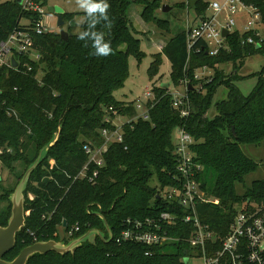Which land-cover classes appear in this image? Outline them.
Returning <instances> with one entry per match:
<instances>
[{
  "label": "trees",
  "instance_id": "1",
  "mask_svg": "<svg viewBox=\"0 0 264 264\" xmlns=\"http://www.w3.org/2000/svg\"><path fill=\"white\" fill-rule=\"evenodd\" d=\"M29 1L47 8L49 0ZM243 1L256 8L264 29V0ZM103 2L108 4L103 14L81 13V33H87L82 39L81 33L74 35L69 27L68 39L62 41L58 33L32 31L40 20L37 12L26 10L16 0L0 1V42L15 31L27 30L38 56L34 61L29 54H15L16 69L0 67V162L12 172L19 166L21 171L14 177L20 180L59 130L58 139L30 174L23 192L24 226L15 236L13 249L3 256L4 261H12L23 248L36 242L67 243L95 229L104 235L103 241L96 237L94 245L85 242L73 254H36L27 264H184L195 249L183 240L151 248L117 241L127 220L156 218L170 210L159 194L161 188L173 183L176 163L171 135L181 124L195 141L192 151L202 166L196 178L209 198L197 201L195 206L203 226L224 238L242 202L264 199L263 180L252 182L242 196L235 192V185L243 183L257 167L239 146L264 142V65L259 74L250 75L256 77V82L249 94L243 95L234 84L249 77L238 74L246 58L264 56V34L257 45H242L243 35L233 33L227 39L230 51L215 57L205 54L202 42L187 54L185 31L170 38L153 55L147 69L150 81L159 75L162 56L170 64L169 81L173 87L184 79L195 86L194 71L202 66L213 72L211 82L203 84L202 90L187 91L189 116L185 120L179 117L162 83L152 87L156 103L149 111L150 120H137L123 127L122 142L108 146L102 155L104 167L93 182L76 178L88 160L84 146L101 147L104 139L100 131L114 129L104 122L107 115L113 117L108 109L126 117L135 114L132 102L125 105L113 97L129 76L128 57L140 62L144 56L131 30L129 6H142L140 17L145 23L169 31L168 22L154 15L162 7L160 0ZM186 2L180 7L188 10ZM207 8L208 3L199 0L193 10L195 17L206 15ZM73 17V13H64L62 20L71 21ZM97 38L101 45H109L108 55L95 54ZM223 65H231V70L226 73L220 68ZM39 71L43 75L37 80ZM220 86L226 89V98L214 103L215 114L209 118L207 113ZM92 169L90 164L87 175ZM211 176L213 186L208 192ZM12 192L4 197L6 206L0 211V227L6 226L10 216ZM103 220L111 232L109 241ZM58 227L64 234L73 228L77 231L59 240ZM190 230L191 226L179 224L168 230V235L186 238ZM166 247L172 252H163ZM219 248L217 241L211 250ZM146 252L150 255L146 256ZM220 264L227 263L222 260Z\"/></svg>",
  "mask_w": 264,
  "mask_h": 264
},
{
  "label": "built area",
  "instance_id": "2",
  "mask_svg": "<svg viewBox=\"0 0 264 264\" xmlns=\"http://www.w3.org/2000/svg\"><path fill=\"white\" fill-rule=\"evenodd\" d=\"M21 3L26 10L35 11L40 15V20L34 24L32 31L36 34L47 33L42 23L44 8L34 6L29 0H21ZM208 8L212 9L211 15L206 13L202 17H195L196 23L186 27L187 54H190L197 42L204 44L201 49H204L205 54L211 57L218 56L222 52H229L227 39L236 32L244 37L241 39L242 45H257L261 40L260 14L252 5L246 4L243 0H226L221 5L217 2L209 3ZM221 13L224 15L222 22L217 20L215 15ZM223 30L227 31L226 37L222 36ZM255 37H258V40ZM33 53L36 52L29 32L15 31L6 41L0 42V67L13 68L10 59L14 58L15 54H29V59L33 60L30 56ZM27 69L30 70V68ZM211 77L212 70L202 66L194 71L192 78L195 86L190 85L189 79H184L177 86L183 89V94L172 93L167 88V93L172 100L171 106L178 112L181 119L185 120L190 113L187 100L188 87L196 91L202 90V85L211 82ZM132 102L135 111L132 117L121 116L115 110L108 109L113 117L107 115L104 122L114 129L105 128L100 131L104 139L101 147L91 149L84 146L88 160L76 178H87L89 182H93L99 170L104 167L102 155L108 146L122 142L123 127L137 120L144 122L150 120L149 111L156 103L152 89L147 90L142 99L138 98ZM173 133H175L174 137H172ZM172 135V155L176 163L175 175L173 183L161 188L159 194L162 201L169 204L170 210L161 212L156 218H146L143 221L127 220L124 223L126 229L120 233L117 241H129L151 248L183 240L190 248L195 249L192 256L185 259L187 263L193 258L199 259L201 264H220L222 260L227 264H264V199L260 201L246 199L242 202L238 206V212L226 236L224 238L216 236L207 226L200 223L196 215V202L206 201L209 198L200 189V183L196 178L202 166L196 161L195 153L192 151L195 141L184 124L178 125ZM90 164L93 165V169L91 174L87 175ZM179 224L191 226L186 238L168 235V230L177 228ZM73 231H77V228L70 229L66 233L67 237H70ZM217 241L220 248L211 250ZM145 255H150V252H146Z\"/></svg>",
  "mask_w": 264,
  "mask_h": 264
},
{
  "label": "rangeland",
  "instance_id": "3",
  "mask_svg": "<svg viewBox=\"0 0 264 264\" xmlns=\"http://www.w3.org/2000/svg\"><path fill=\"white\" fill-rule=\"evenodd\" d=\"M0 1H14V0H0ZM17 1V0H16ZM152 1V0H150ZM160 4L163 6H168L169 11L163 12L162 7L158 8L154 15L157 19L168 22L169 31L164 32L156 28L153 24L145 23L141 17L142 6L130 5L128 8V16L130 20L131 30L134 37L140 41V50L144 53L140 62L132 56L128 57V67L129 76L124 83L123 88L116 91L113 96L115 100L129 103L127 101H134L135 99H142L147 90L156 87L159 84L169 83V91L172 93L178 92L180 95L183 94V89L178 87H173L169 81L170 64L168 60L162 56L161 66L159 69V75L150 81L147 76V69L150 63L153 61V55L158 53L162 46H164L167 41L186 30L187 25H194L196 23L195 14L192 9H186L180 7L185 0H160ZM187 1V0H186ZM206 3L217 2L218 4H223L226 0H203ZM48 4H58L65 13H73L74 17L71 21L75 23V26L70 25L71 21H65L63 26L57 27V18L54 14L46 12V7L44 8V15L42 17V23L48 32H59L60 30L66 31L69 27L72 29V34L78 35L81 33V24L83 23V16L81 13L87 12L85 9L79 6V0H49ZM36 6V5H34ZM205 13L211 15L212 9L207 8ZM216 19L222 22L224 20V15L215 14ZM242 19V18H241ZM237 20V17H236ZM240 20V19H239ZM259 32L261 35L264 34V29L262 26L259 27ZM33 60H37V54L33 53L30 55ZM264 65V56L254 55L246 58L243 66L239 69L238 74L241 76H249L248 78L235 82V86L240 90L243 95L249 94L251 89L254 87L256 82V77L250 75L259 74L262 71ZM226 73L231 70V65H223L220 67ZM213 74V72H212ZM43 75L42 71H39L36 75V79L39 80ZM226 98V89L220 86L213 97L212 106L207 113V117L212 118L215 114L214 103ZM133 103V102H132ZM175 136L173 133L172 137ZM173 139V138H172ZM240 150L242 153L250 158L254 163H256V169L247 175L243 183L235 185V192L237 195L242 196L244 192L250 188L252 182L263 180L264 181V142H261L258 146L254 145H240ZM1 152V151H0ZM21 169L19 166L12 172L8 168L3 166L0 162V211L6 206L4 197L6 193L10 190H14L19 180L15 179V175L19 173ZM154 186V180L151 182ZM213 186V177H209L208 192ZM57 235L59 240L68 239L66 233L64 234L62 228L58 227ZM163 252H172L171 248L166 247ZM184 264H201L199 259H190L189 262L184 261Z\"/></svg>",
  "mask_w": 264,
  "mask_h": 264
},
{
  "label": "water",
  "instance_id": "4",
  "mask_svg": "<svg viewBox=\"0 0 264 264\" xmlns=\"http://www.w3.org/2000/svg\"><path fill=\"white\" fill-rule=\"evenodd\" d=\"M199 0H188L190 9L194 10L195 5ZM18 3L21 2V0H17ZM161 10L163 12H167L170 10L168 6L163 5ZM46 12L50 14H54L57 18V27L60 28L63 26L64 22L62 20V15L64 14L63 9H61L57 5L48 6L46 8ZM70 25L72 27L75 26V23L73 21L70 22ZM58 35L60 36V39L62 41H66L68 39V33L66 31L60 30L58 32ZM222 36H227V31H222ZM258 47V46H257ZM11 61V67L16 68V61L13 57L10 59ZM161 87L168 88L169 83L163 84ZM188 90H192L191 87H188ZM59 136V130L55 138H53L45 147H43L38 157L35 159L33 163H31L20 180L18 181L16 187L14 188L13 192L9 195V201L11 203V210H10V216L7 220L6 226L0 227V264H27V261L29 258L36 254H46L48 252H55L59 255H64L67 253L73 254L74 251L79 248L83 243L88 242L92 245L95 244L96 237H98L100 240H104V235L95 229H92L85 233L84 235L72 239L68 241L67 243L64 242H55L52 240L46 241V242H36L30 246H27L23 248L20 253L12 260V261H4L2 258L5 254H7L9 251H11L14 247L15 243V236L16 234L23 228L25 217H24V196L23 192L26 188V184L29 180L30 174L32 171L41 163V161L45 158L48 149L56 142ZM48 179L45 178L44 181H47ZM104 226L108 235V241L111 240V232L108 229L105 221ZM65 227V222L63 223V226Z\"/></svg>",
  "mask_w": 264,
  "mask_h": 264
},
{
  "label": "clouds",
  "instance_id": "5",
  "mask_svg": "<svg viewBox=\"0 0 264 264\" xmlns=\"http://www.w3.org/2000/svg\"><path fill=\"white\" fill-rule=\"evenodd\" d=\"M79 6L83 9H85L89 14L99 11L100 13H104L105 10L108 8V4L106 2H92V0H79ZM87 33H81L80 38H83V35H86ZM95 54L96 55H108L111 51L109 45H101L99 38L95 41Z\"/></svg>",
  "mask_w": 264,
  "mask_h": 264
},
{
  "label": "crops",
  "instance_id": "6",
  "mask_svg": "<svg viewBox=\"0 0 264 264\" xmlns=\"http://www.w3.org/2000/svg\"><path fill=\"white\" fill-rule=\"evenodd\" d=\"M185 2H186V0H185ZM52 5H57V6H59L58 4H48V6H52ZM59 7H60V6H59ZM60 8H61V7H60ZM61 9H62V8H61ZM63 11H64V10H63ZM64 13H65V12H64ZM54 33H58V32H54ZM114 93H115V92H114ZM114 93H113V94H114ZM113 97H114V96H113ZM114 99H115V98H114ZM127 102L130 103V102H132V101L129 100V101H127ZM123 103H124V102H123Z\"/></svg>",
  "mask_w": 264,
  "mask_h": 264
}]
</instances>
